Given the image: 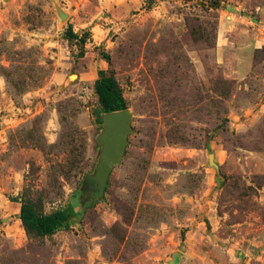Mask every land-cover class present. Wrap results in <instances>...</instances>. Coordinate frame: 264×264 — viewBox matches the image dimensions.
Masks as SVG:
<instances>
[{
  "label": "rangeland",
  "instance_id": "rangeland-1",
  "mask_svg": "<svg viewBox=\"0 0 264 264\" xmlns=\"http://www.w3.org/2000/svg\"><path fill=\"white\" fill-rule=\"evenodd\" d=\"M253 26L264 0H0V264H244L264 235ZM100 70L131 116L99 194ZM24 203L73 210L40 234Z\"/></svg>",
  "mask_w": 264,
  "mask_h": 264
},
{
  "label": "trees",
  "instance_id": "trees-1",
  "mask_svg": "<svg viewBox=\"0 0 264 264\" xmlns=\"http://www.w3.org/2000/svg\"><path fill=\"white\" fill-rule=\"evenodd\" d=\"M69 35L70 37L78 38L71 31H69ZM99 74L94 88L103 112L126 109L125 99L115 78L107 75L103 70H100ZM72 210V207H68L66 210H59L41 216L31 206L24 203L21 205L19 218L26 228L36 230L40 234H49L68 220L69 213Z\"/></svg>",
  "mask_w": 264,
  "mask_h": 264
},
{
  "label": "water",
  "instance_id": "water-1",
  "mask_svg": "<svg viewBox=\"0 0 264 264\" xmlns=\"http://www.w3.org/2000/svg\"><path fill=\"white\" fill-rule=\"evenodd\" d=\"M64 18V15H62ZM130 112L127 109L110 111L104 114L103 130L98 136L102 145L99 166L94 177L99 194L106 185V180L117 164L127 144L126 136L130 132Z\"/></svg>",
  "mask_w": 264,
  "mask_h": 264
},
{
  "label": "crops",
  "instance_id": "crops-1",
  "mask_svg": "<svg viewBox=\"0 0 264 264\" xmlns=\"http://www.w3.org/2000/svg\"><path fill=\"white\" fill-rule=\"evenodd\" d=\"M253 28L254 30L251 32V36L246 42L249 52H252L256 47V43L261 41L264 37V32L262 31L264 26H253ZM238 63L243 65L246 64V66L238 67L236 70H234V73L231 74V77L242 78L248 70L247 65L250 63V59L248 58L245 61H240ZM246 254L247 257L243 260L244 264H264V235L258 242L249 240V244L245 250V255Z\"/></svg>",
  "mask_w": 264,
  "mask_h": 264
}]
</instances>
